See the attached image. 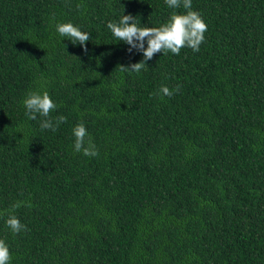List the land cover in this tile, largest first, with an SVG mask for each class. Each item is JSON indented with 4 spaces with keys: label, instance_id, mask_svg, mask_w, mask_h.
Listing matches in <instances>:
<instances>
[{
    "label": "trees",
    "instance_id": "1",
    "mask_svg": "<svg viewBox=\"0 0 264 264\" xmlns=\"http://www.w3.org/2000/svg\"><path fill=\"white\" fill-rule=\"evenodd\" d=\"M192 10L207 24L200 51L157 53L135 73L119 66L143 54L107 24L130 14L160 27L183 6L0 0V239L10 264H264V0H192ZM58 23L89 33L87 51ZM33 91L57 105L48 118L25 115ZM59 116L56 131L41 130ZM81 122L97 156L74 150ZM9 215L27 231L13 234Z\"/></svg>",
    "mask_w": 264,
    "mask_h": 264
},
{
    "label": "clouds",
    "instance_id": "2",
    "mask_svg": "<svg viewBox=\"0 0 264 264\" xmlns=\"http://www.w3.org/2000/svg\"><path fill=\"white\" fill-rule=\"evenodd\" d=\"M165 3L170 9L183 6L187 11L185 14L174 12L168 21L160 27H140L136 23L135 17L130 14H124L119 22L110 21L107 24V28L117 40L130 46L129 52L135 49L143 54V60L138 63H132L128 66L120 65L121 71L140 73L145 68L147 61L151 60L157 53L179 55L184 47L191 48L194 52L200 51V46L205 41L207 24L199 12L192 10V0H165ZM56 32L61 37H66L72 44L84 46V50L87 51L89 33L81 31L72 23H58ZM145 42L147 47H145ZM179 87L178 85L175 90H170L168 87L162 86L159 90L162 93L161 98L163 96L171 97L179 91ZM23 106L26 109L25 115L30 120H35L37 115L48 118L50 113L57 108L47 91L42 93L39 91L29 92L23 100ZM65 121L66 117L64 116L57 117L55 123L52 119H44L40 122V127L41 130L56 131L60 123ZM72 132L75 138L73 147L76 152H82L83 155L92 157L99 154L83 122L77 124ZM24 203L17 201L8 211L13 212L15 209L24 206ZM5 223L13 234L27 231V226L22 224L15 215H9ZM10 261L9 247L3 239H0V264H10Z\"/></svg>",
    "mask_w": 264,
    "mask_h": 264
}]
</instances>
